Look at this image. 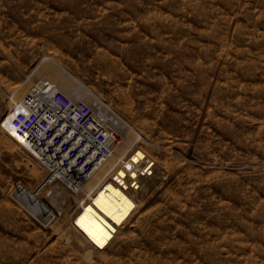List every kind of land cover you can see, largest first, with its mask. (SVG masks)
<instances>
[{
    "label": "rangeland",
    "instance_id": "1",
    "mask_svg": "<svg viewBox=\"0 0 264 264\" xmlns=\"http://www.w3.org/2000/svg\"><path fill=\"white\" fill-rule=\"evenodd\" d=\"M45 58L161 174L115 231L82 191L44 186L48 227L13 199L48 176L1 127ZM0 264H264V0H0Z\"/></svg>",
    "mask_w": 264,
    "mask_h": 264
},
{
    "label": "built area",
    "instance_id": "2",
    "mask_svg": "<svg viewBox=\"0 0 264 264\" xmlns=\"http://www.w3.org/2000/svg\"><path fill=\"white\" fill-rule=\"evenodd\" d=\"M9 126L47 169V185L76 191L111 156L121 142L105 111L73 100L48 79L39 80L15 106ZM41 188L17 186L13 199L35 211L39 224L50 226L55 214L40 200Z\"/></svg>",
    "mask_w": 264,
    "mask_h": 264
},
{
    "label": "bare ground",
    "instance_id": "3",
    "mask_svg": "<svg viewBox=\"0 0 264 264\" xmlns=\"http://www.w3.org/2000/svg\"><path fill=\"white\" fill-rule=\"evenodd\" d=\"M105 55L106 54L104 53L103 57L107 58V55L106 56ZM105 61H106V59H105ZM112 65L115 66L114 61H113ZM43 76H47L46 78L48 80H50L51 82H56L55 85L57 86L58 89H61L67 93L70 91L69 94L74 95V96H81V98L83 100H85V102H87L89 105L94 104L86 98V95L83 96L82 91H81L82 88H80V86L74 84V82L72 80L74 78L62 67V65L59 62H57L56 60H54L52 58L43 59V62H41V64H39V66L34 71V73H32V75L29 78L27 77L28 78L27 82H25L23 84L16 85L13 87L12 98H10L11 103L13 105V108L11 109V111L8 113V115L1 122V127L11 136V138L13 139V142L19 146H22L24 149H26L27 151H29L31 153H32L31 148H29L28 146H25L26 142H24V140L21 137L15 136L13 134V132L9 126L10 115H11L12 111L15 109V106L26 95L25 93L31 87L33 88L36 84V81L38 79H42ZM84 88L87 89V91H89V93L93 92L89 88H87L86 86H84ZM85 94H87V93H85ZM91 106L94 107L93 105H91ZM99 108H101V107H99ZM102 110H104V109H102ZM130 127L131 126H129V128ZM134 133L135 132H130L128 134L126 140L122 143V146L119 148V150H117V152L115 154L113 152L111 154V156L95 171V173L87 181H85L80 188H77L76 191L74 192V193H77L79 191H82L84 193L85 198L89 199L91 201L89 204V207L87 208V214L90 215L91 217H93L95 219V221L99 222V224H101L103 227L105 226V228H107V230H109V232H111L110 229L113 230V226L109 223L108 218H111L115 221H118L119 224L121 222H123L132 213V211L136 208V199L134 198L133 194L138 199L143 200L147 196V194L152 190V188L156 185V183L159 180L160 175H161L157 168L155 170H153L154 169V163L147 158L143 161L142 165L138 166V161H139V159H141L143 157V154L140 150L136 151L137 148L136 149L134 148V151L132 150L133 152L131 153V161L126 162V164L124 162L122 165L123 161H121V158H122L121 155H122L123 151L126 148H128L129 145L131 144L132 139H133V137H135L134 135L136 134V133L135 134ZM120 144H121V142H120ZM116 160L119 161V164L117 166H116V164H117ZM32 173H34V170ZM33 176H34V174H33ZM49 181H50L49 176H47L43 179V181L41 182V184L39 186L41 188V190L44 188V186ZM104 184L106 185L105 188H103V187L101 188V186L102 185L104 186ZM97 195H100V197L97 198L96 197ZM77 199L78 198L75 197V200H77ZM86 199H84V200H86ZM78 201L81 202L82 200L78 199ZM16 202L20 206L25 208L24 203H21L18 201H16ZM84 203H86V202H84ZM54 206H55V209L57 210V215L60 216V218H61L62 214H63L62 208L59 206H56L55 203H54ZM28 214L33 219L36 220L35 211H29ZM56 218L57 217L55 216V219L52 220V224L55 222ZM80 226H81V224H80ZM44 227H48V226L45 225ZM114 228L116 229L117 227H114ZM113 231H115V230H113ZM86 233L84 234V237H83L85 239L84 246H85V248L92 251L94 249V244L96 242L92 243L91 242L92 237L90 240L88 238V236L86 235ZM107 234H108V232H107ZM93 242H94V240H93ZM96 244H95V247H102L106 243L97 242Z\"/></svg>",
    "mask_w": 264,
    "mask_h": 264
},
{
    "label": "snow or ice",
    "instance_id": "4",
    "mask_svg": "<svg viewBox=\"0 0 264 264\" xmlns=\"http://www.w3.org/2000/svg\"><path fill=\"white\" fill-rule=\"evenodd\" d=\"M80 223H81V227H85V230L87 231L88 229H87V227L83 224V222L81 221ZM90 234H91V233H90Z\"/></svg>",
    "mask_w": 264,
    "mask_h": 264
}]
</instances>
